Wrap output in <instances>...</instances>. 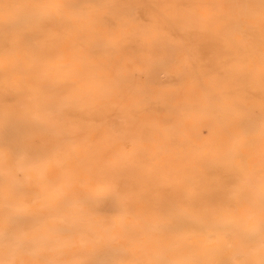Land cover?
Here are the masks:
<instances>
[{"label":"snow or ice","instance_id":"1","mask_svg":"<svg viewBox=\"0 0 264 264\" xmlns=\"http://www.w3.org/2000/svg\"><path fill=\"white\" fill-rule=\"evenodd\" d=\"M0 264H264V0H0Z\"/></svg>","mask_w":264,"mask_h":264}]
</instances>
